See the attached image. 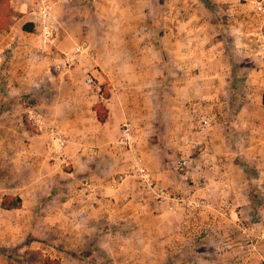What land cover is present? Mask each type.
I'll use <instances>...</instances> for the list:
<instances>
[{"label": "crops", "instance_id": "1", "mask_svg": "<svg viewBox=\"0 0 264 264\" xmlns=\"http://www.w3.org/2000/svg\"><path fill=\"white\" fill-rule=\"evenodd\" d=\"M37 2L0 0V264H264L255 0H50L54 47ZM84 44L95 59L69 69L51 52ZM52 126L67 139L64 166L49 159ZM139 157L160 186L204 206L159 202L130 177ZM6 197L20 206L4 208Z\"/></svg>", "mask_w": 264, "mask_h": 264}, {"label": "built area", "instance_id": "2", "mask_svg": "<svg viewBox=\"0 0 264 264\" xmlns=\"http://www.w3.org/2000/svg\"><path fill=\"white\" fill-rule=\"evenodd\" d=\"M256 11L260 14H264V0H255L254 2ZM35 13L39 17V29L40 36L44 40L46 44L55 46L56 43V16L54 14V10L50 0H38ZM260 49L264 51V43L260 45ZM47 52H50L47 50ZM52 55L60 56L63 60V65L69 69L75 66L79 61L81 56L85 53L89 55L92 59H95V53L88 48L87 45H77L72 50L63 52L58 55L54 51H51ZM56 56V57H57ZM62 65V64H61ZM61 65L57 66L58 70H62ZM87 84L94 88L97 91L98 97L100 101H105L107 99L106 94L102 88L96 85V80L92 76H88ZM30 120L37 126L42 127L43 121L41 116L37 112H33L30 115ZM204 130L211 125L209 120H203ZM130 132H131V124L126 123L123 126L122 137L120 142L123 145H127L130 140ZM48 140L46 142V147L49 152V159L55 163L56 165L64 166L68 163V158L65 153V149L67 147V139L64 133L58 126H52L49 128L47 132ZM203 152V150H202ZM191 162L185 157L181 156L179 161L177 162V170L183 174L186 180L189 179V170H190ZM130 177L139 182L143 188L155 194L156 198L159 202H170V207H179L184 208L189 212H196L200 208H202L205 204L204 199L192 198L190 196H181L172 193L171 191L163 188L159 185V183L153 178L151 173L143 164V160L141 157L138 158V162L135 165L134 170L131 172ZM125 179L124 176L120 175L113 184V188L115 187L117 182H121ZM85 187H89L87 181L84 183Z\"/></svg>", "mask_w": 264, "mask_h": 264}, {"label": "trees", "instance_id": "3", "mask_svg": "<svg viewBox=\"0 0 264 264\" xmlns=\"http://www.w3.org/2000/svg\"><path fill=\"white\" fill-rule=\"evenodd\" d=\"M2 3H0L1 5ZM2 26H0L1 28ZM24 29L26 31H31L30 28L28 26H25ZM97 113H98V119L100 122L105 121L106 117H107V111L105 110V108L100 105L97 108ZM2 206L4 208H11V207H17L20 206V200L16 199V198H12V197H6L4 198L3 204Z\"/></svg>", "mask_w": 264, "mask_h": 264}]
</instances>
